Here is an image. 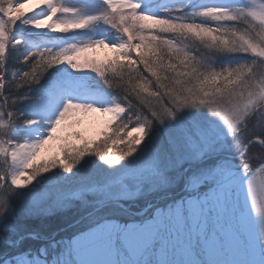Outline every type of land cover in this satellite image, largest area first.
I'll return each instance as SVG.
<instances>
[{"label": "snow or ice", "instance_id": "1", "mask_svg": "<svg viewBox=\"0 0 264 264\" xmlns=\"http://www.w3.org/2000/svg\"><path fill=\"white\" fill-rule=\"evenodd\" d=\"M24 7L22 0H0V219L14 213L16 189L53 169L71 173L94 156L110 170L101 183L62 198L63 207L78 202L87 211L64 229L67 235L50 238L37 264H264V209H256L254 184L264 174V4L179 5L166 16L143 10L140 0H98L92 11L65 0ZM98 23L113 39L75 36L24 53L18 47L25 25L67 34ZM103 49L111 55L98 59ZM217 54L244 59L217 65ZM61 64L101 78L111 102L64 99L45 134L29 140L19 130L37 121L22 108L40 101L32 89ZM70 90L65 85L56 96ZM201 108L222 122L243 183L221 156L225 142L209 121L167 127L181 111ZM90 116L102 123L95 138L74 127ZM178 185L176 195L165 191ZM132 189L163 194L140 210L121 200ZM249 209L259 213V232ZM0 264L17 260L0 256Z\"/></svg>", "mask_w": 264, "mask_h": 264}, {"label": "rangeland", "instance_id": "2", "mask_svg": "<svg viewBox=\"0 0 264 264\" xmlns=\"http://www.w3.org/2000/svg\"><path fill=\"white\" fill-rule=\"evenodd\" d=\"M25 3L24 11H27L29 7L35 3V0H22ZM65 3L70 6H77L86 11H92L95 9L98 4V0H65ZM141 8L148 11L151 14H161L167 13L169 11H174L176 6L185 5L188 8L191 7H206V6H224L229 8H234L236 6H249L250 3H253L257 8L259 5L264 4V0H140ZM168 10V11H165ZM41 10H37V15L40 14ZM254 23L259 24L258 21ZM31 32V33H30ZM17 35L21 38V45L19 49L21 53L31 50L33 47H58L59 43L64 42L65 40L75 37V36H89L94 35L96 37L104 36L108 39H113L112 31L107 28V26L98 23L94 26L93 31L89 30H79L75 33H54L46 29H33L30 25L22 26ZM29 36V38H28ZM111 52L107 49L97 50L96 56L98 59H104L106 56H110ZM239 59H244V57L239 55H222L217 54L215 57V63L217 65H223L226 63H233ZM96 75L88 71L76 72L73 71L68 65L61 64L50 68L40 79L39 84H37L32 89V94H35L41 97L40 104L44 105L50 102L52 97L54 98L57 92L51 93L48 90L49 84H54L58 82V88H62L65 85H70L71 90L65 91L62 96L57 97V106L54 108V113L51 118H54L55 112L58 111L59 107L63 104L64 99H73L79 102L84 103H94V104H107L111 102L110 90L104 83H101L96 80ZM96 80V82L93 81ZM27 107L22 108L25 111L26 116L34 118L35 109L37 105L35 103L29 102ZM50 118V119H51ZM49 119V120H50ZM193 119H201L209 121L215 128L216 134L219 137H222L225 142V148L221 153L226 154L224 156L226 159H230L233 165V174L237 176L241 183L246 179L245 174L242 172L239 162L233 159L235 156L234 152L231 149L230 138L226 137L225 128L217 118L210 117L207 111L203 108L196 111L183 110L178 116L176 122L169 124L167 127L169 129L174 128L176 123L188 124ZM93 126L91 129L89 126ZM102 126V123L97 117H83L80 122L74 125L76 130H79L83 133L84 136L88 138H95L99 131V128ZM47 127L45 124L39 131L38 136L45 134L44 129ZM134 127V125L132 126ZM27 128L19 130L25 137L27 135ZM131 131V127L128 129ZM159 133L161 136L164 134V130L160 128H153L152 133ZM136 135V133H133ZM102 138V137H101ZM121 147L123 145H120ZM143 148V145L141 146ZM115 151V149H113ZM119 167V166H118ZM109 169L94 156H86L81 162L73 168L71 173H63L60 169H53L49 173L42 174V176L37 177L32 184L28 185L25 188L16 189L17 195L14 196L11 200V204L14 208V213L11 214L8 218L0 219V224L8 222H21V219L33 218V217H44L52 216L58 212L65 211L69 208L81 207L78 202H75L72 207H63L61 205V200L63 197L67 196L69 193L78 192L83 186L94 185L101 183L103 177L109 174ZM254 184L256 185L258 191L256 195V209H264V194H261L259 191L262 184H264V174H260L256 177ZM175 188L180 189V186ZM173 188L166 189L165 191H170ZM114 192L119 193V189H113ZM131 194L127 196H121V200L125 203L126 206L132 208H139L142 210L146 207V203L149 201L156 200L157 197L161 196L162 192H140L135 189L130 190ZM44 193H48L49 196L46 197ZM179 192H175L176 195ZM89 197H93V193H89ZM250 205L252 201L249 202ZM31 209L29 214L27 210ZM87 211V210H86ZM250 218L253 225L257 226V232L260 231V221L259 213L254 209L253 213L250 212ZM67 235V234H66ZM50 240V239H49ZM48 240V241H49ZM47 242H42L40 246L36 247H17L10 248V251L6 252L2 256L13 255L16 257L17 264H37V253L38 251L43 250V246ZM44 244V245H42ZM31 253V256H29ZM19 254V255H18Z\"/></svg>", "mask_w": 264, "mask_h": 264}, {"label": "trees", "instance_id": "3", "mask_svg": "<svg viewBox=\"0 0 264 264\" xmlns=\"http://www.w3.org/2000/svg\"><path fill=\"white\" fill-rule=\"evenodd\" d=\"M172 1V0H170ZM159 16H166L167 13L156 14ZM29 38V36H28ZM97 77V76H96ZM97 81L103 83L101 78H96ZM93 79L94 82H96ZM58 82L54 84H49L48 90L55 91L58 89ZM111 92V91H110ZM35 95V94H33ZM38 95V94H37ZM112 95V94H110ZM29 102H25V106L28 110ZM259 149H254V152H258ZM224 158V156H223ZM233 159L237 160L234 156ZM238 161V160H237ZM172 195L175 192H179V189L173 188L170 191H167ZM87 209H82L81 207H72L65 211L58 212L52 216H44V217H33V218H23L21 222L18 224L15 222H6L5 224H0V256L6 254V252L10 251V248L17 247H36V245L40 246L41 243L47 242L54 234L58 233L60 235L68 234L64 229L71 223H74L75 219L79 216L83 215L84 211ZM11 226V231H6L7 226ZM70 231V229H69ZM44 245V244H42ZM15 247V248H16Z\"/></svg>", "mask_w": 264, "mask_h": 264}, {"label": "bare ground", "instance_id": "4", "mask_svg": "<svg viewBox=\"0 0 264 264\" xmlns=\"http://www.w3.org/2000/svg\"><path fill=\"white\" fill-rule=\"evenodd\" d=\"M36 30V28H35ZM52 100L44 105H52L51 107L48 108L47 113L42 112L40 110V106L42 104H40L39 102H36L35 104L37 105V109H35L34 112V116H35V120L37 121L35 124L29 126L26 130L27 135L26 138L31 140L34 139L36 137H38L39 131L42 127L45 126V122L47 120H49L53 113H54V108L57 106V96H55L54 98H51ZM91 129H93V126H89Z\"/></svg>", "mask_w": 264, "mask_h": 264}, {"label": "water", "instance_id": "5", "mask_svg": "<svg viewBox=\"0 0 264 264\" xmlns=\"http://www.w3.org/2000/svg\"><path fill=\"white\" fill-rule=\"evenodd\" d=\"M34 29V28H33Z\"/></svg>", "mask_w": 264, "mask_h": 264}]
</instances>
